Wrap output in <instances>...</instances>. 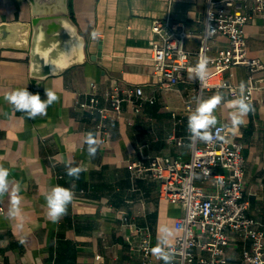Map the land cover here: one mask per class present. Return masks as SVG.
I'll use <instances>...</instances> for the list:
<instances>
[{
  "label": "crops",
  "instance_id": "1",
  "mask_svg": "<svg viewBox=\"0 0 264 264\" xmlns=\"http://www.w3.org/2000/svg\"><path fill=\"white\" fill-rule=\"evenodd\" d=\"M204 6V0H68L69 14L84 37V60L35 85L29 75V52L1 51L0 165L10 170V180L19 181L22 188L21 214L16 218L8 217V196L0 198V256L6 264H139L140 237L122 225L120 215L150 231L153 247L165 228L173 233L170 244L174 242L180 205L161 199L157 182L147 175L134 176L130 162L139 158L144 144L153 155L190 158L188 144L177 145L170 137L189 140L187 117L192 110L186 109V103L195 104L198 80L190 79L187 72L172 88L160 85L150 59L151 24L153 19L169 16L201 32ZM30 17L29 0H0V22L29 21ZM93 31L101 39L93 40ZM245 36L248 56L264 65V17H253L245 26ZM225 43V37L216 38L210 54ZM197 46L195 38L187 41L191 51ZM232 71V76L225 74L232 84L247 85L246 67L235 66ZM92 81L99 91L115 85L142 86L145 98L141 112H132L125 102L121 117L102 119L107 136L95 158L88 156L85 139L91 132L101 140L103 135L96 129L101 118L77 105L87 97ZM255 84L252 111L235 132L230 128L232 109L227 101L238 96L227 90H208L201 99L218 91L225 97L215 112L217 124L229 125L227 131L244 143L243 199L249 204V214L264 228V68ZM26 87L42 100L45 89L56 92L59 99L49 106L46 116L27 119L4 100L6 92ZM68 161L86 171L74 181L75 196L67 213L53 223L46 217L44 197L55 185L73 183L66 175ZM242 246L238 241L227 248L232 263L239 261ZM151 259L160 260L152 253Z\"/></svg>",
  "mask_w": 264,
  "mask_h": 264
},
{
  "label": "built area",
  "instance_id": "2",
  "mask_svg": "<svg viewBox=\"0 0 264 264\" xmlns=\"http://www.w3.org/2000/svg\"><path fill=\"white\" fill-rule=\"evenodd\" d=\"M204 1L201 32H193L185 22L169 16L153 19L154 38L150 41L153 73L161 86L172 88L183 80L188 68L200 56L206 55L210 75L205 84L197 82V97L201 99L202 93L208 90H227L231 96H239V86L232 84L225 74L232 76L233 67L241 65L248 70L245 95L251 101L256 75L264 65L248 56L245 26L253 17H264V0ZM218 37H225L226 43L210 54ZM191 38L197 40L196 51L187 47ZM86 96L77 105L101 118L96 129L103 135L102 142L107 136L102 119L121 117L125 102L131 105L132 112H141L145 101L142 86L115 85L99 91L94 81L90 82ZM196 103L197 99L195 104L188 101L186 109L193 111ZM212 131L211 143L170 137L177 145L188 144L190 158L186 160L173 155H153L145 151L148 145L144 144L139 148V158L130 162V168L134 176L145 174L156 181L159 197L182 209L174 222L178 234L169 248L171 264H264V228L249 214V204L243 199L244 143L222 124H217ZM120 219L122 225L140 237L136 248L140 252L139 264H165L161 259H151L150 231L138 227L127 215H120ZM238 241L243 244L241 256L237 263H232L227 248ZM0 264H6L1 256Z\"/></svg>",
  "mask_w": 264,
  "mask_h": 264
},
{
  "label": "clouds",
  "instance_id": "3",
  "mask_svg": "<svg viewBox=\"0 0 264 264\" xmlns=\"http://www.w3.org/2000/svg\"><path fill=\"white\" fill-rule=\"evenodd\" d=\"M210 29V26H209ZM211 30V29H210ZM93 40L101 39L99 32L91 33ZM209 58L206 55L199 57L194 66L188 68L189 78L198 80L201 84H205L209 78ZM240 95L230 101H227V107L232 109L229 114L230 128L235 132L240 126L244 125L245 118L252 111V104L245 95L246 84L241 82L239 85ZM46 99L42 100L40 95L29 92L26 88L15 89L4 94V100L11 105L14 112L23 113L27 119L34 120L38 116H46L47 109L53 103L57 102L59 97L51 89H45ZM196 107L187 117V132L191 142L202 141L211 143L214 139L213 129L216 127L218 120L215 115L216 110L225 102V97L221 92H217L207 99L196 98ZM225 127H229L226 125ZM223 139V137H220ZM87 154L90 158H95L98 146L102 143L96 139L94 134L89 132L86 136ZM66 175L72 178L73 183L68 186L55 185L45 195L46 201V217L53 223L58 222L63 215L67 213L68 206L72 203L75 192L74 181L79 180L82 172L86 171L83 167L73 166L71 161L65 163ZM11 172L8 168L0 165V198L8 196L10 207L8 217L16 218L21 214V183L19 181L10 180ZM162 235L158 239L157 245L151 249V252L165 264H171L170 238L173 233L165 228L162 229Z\"/></svg>",
  "mask_w": 264,
  "mask_h": 264
},
{
  "label": "water",
  "instance_id": "4",
  "mask_svg": "<svg viewBox=\"0 0 264 264\" xmlns=\"http://www.w3.org/2000/svg\"><path fill=\"white\" fill-rule=\"evenodd\" d=\"M29 21L0 22L3 49L29 52L33 84L84 60V37L69 14L68 0H29Z\"/></svg>",
  "mask_w": 264,
  "mask_h": 264
}]
</instances>
